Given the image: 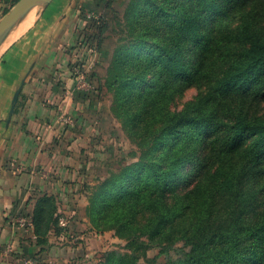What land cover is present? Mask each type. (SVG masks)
Instances as JSON below:
<instances>
[{"label":"trees","instance_id":"obj_1","mask_svg":"<svg viewBox=\"0 0 264 264\" xmlns=\"http://www.w3.org/2000/svg\"><path fill=\"white\" fill-rule=\"evenodd\" d=\"M145 4L149 29L131 36L155 39L132 45L129 62L114 68L131 76L113 83L143 90L132 140L145 159L98 185L90 216L103 200L121 228L138 225L157 246L178 240L165 264H264V0ZM150 69L154 86L142 89ZM187 88L197 95L171 114ZM29 215L43 252L48 234L65 230L56 201L44 197ZM176 222L182 234L169 237ZM135 255L109 253L102 264H139Z\"/></svg>","mask_w":264,"mask_h":264},{"label":"crops","instance_id":"obj_2","mask_svg":"<svg viewBox=\"0 0 264 264\" xmlns=\"http://www.w3.org/2000/svg\"><path fill=\"white\" fill-rule=\"evenodd\" d=\"M92 1L53 0L0 57V264H23L25 256L41 259L42 264L69 261L73 245L69 239L51 231L50 245L41 252L35 234L15 224L24 213L32 214L46 196L54 198L70 230L83 234L90 245L92 235L83 233L88 228L83 190L94 182L95 172L88 145L97 132L107 133L109 114L101 93L74 89L69 64L81 58L80 45L89 31L81 12ZM8 2L0 0V11ZM62 114L72 116L75 125L60 122ZM19 165L26 171L20 172Z\"/></svg>","mask_w":264,"mask_h":264},{"label":"rangeland","instance_id":"obj_3","mask_svg":"<svg viewBox=\"0 0 264 264\" xmlns=\"http://www.w3.org/2000/svg\"><path fill=\"white\" fill-rule=\"evenodd\" d=\"M145 1L146 0H93L91 3H87L85 10L81 12L83 19L87 22L86 28L89 29V31L80 45L81 58H79V62L77 61L73 65L70 63L69 67L72 68L71 73L74 78L77 68L83 70L92 64L93 69L90 72L92 78L90 80L93 89L90 91H82V93L94 91L101 93L103 103L109 116H106L108 121L107 133L97 132V135L92 137L91 145H88L92 166L95 167V172L92 176L94 182L91 185L84 186L83 190L87 202L85 214L87 219L86 224L88 225V228H86L83 233L88 236L92 235L88 247L84 235L76 230H70L71 225L68 218L64 214L60 215L58 213L60 215L59 226L65 230L60 232V234H56L62 237L64 236L65 239H69L70 242H73L72 247H70L72 249H70L71 254L67 259L69 261L65 264H102L105 261L106 255L109 253L118 252L126 256L133 254V251L136 252L135 256L138 258L139 264H142L147 259H153L156 264H165L169 257L176 258L177 251L180 250L183 245L178 242V240L174 243V246L168 243H165L163 246L153 245L150 243L144 230L137 227L138 225L135 227L134 224H132L125 228H121L120 225H117V223L112 220L114 218L113 215L104 214L103 200L99 204V207L96 208V216H90L93 211L95 200L97 199L96 190L98 185H100L102 181H105V179L110 178L113 173L118 174L121 172L125 166L141 158L145 159L138 146L132 140V138H135L132 126L136 122L135 117L140 109L139 104L142 105V103H139V99L142 97L141 93L143 90L133 94L128 92L129 89L118 90L117 86L113 85L119 76H131L124 71L123 73L116 72L114 68H119V65L122 68V61L126 60L129 62L132 45H137L136 43H138L139 46H145L155 39V36H152L149 42L145 39L136 41L135 38L131 36V32H133L135 28L143 34L149 29L147 23L148 5L145 4ZM11 2L12 1H9L4 10L0 11V19L17 3L13 5L12 3L14 1ZM43 9L44 8L34 9L20 20L22 21L24 19L23 23L25 24L22 23L20 25L21 27L17 29L9 41L0 49V57L35 23ZM69 50L72 51V49ZM123 69L130 70L131 68L127 66ZM96 74H98V85L94 81L95 76H97ZM153 78L154 71L150 69L146 74V83L143 84L142 89L149 86L153 87V82L150 83ZM196 95L197 91L193 88H187L177 93L175 103L169 105L170 111H172L171 114L174 110H183L185 104ZM143 104H145V102H143ZM146 106L147 105H145V108ZM72 119L74 121V126L75 119L73 117ZM146 138H150L149 133L146 134ZM94 155L95 157H93ZM151 158L155 157L151 156ZM185 175L186 173L184 172L182 177ZM53 211V207L50 206L48 212L53 213ZM93 213H95V210ZM25 216L32 220V217L28 213L21 215V217ZM142 218L143 216L140 221L144 220ZM61 221L66 225L63 226ZM130 221H132L131 218ZM22 231L25 233H34V222L32 228L22 229ZM45 231V228L42 229V234H44ZM182 231V224L176 222L173 224L168 236H175L178 238L182 234ZM48 245H50L49 241ZM49 249L50 248H48V250ZM45 251L46 249H44L43 252ZM24 258L28 259L27 256ZM39 261L41 263L42 260L39 259Z\"/></svg>","mask_w":264,"mask_h":264},{"label":"water","instance_id":"obj_4","mask_svg":"<svg viewBox=\"0 0 264 264\" xmlns=\"http://www.w3.org/2000/svg\"><path fill=\"white\" fill-rule=\"evenodd\" d=\"M53 0H18L13 8L0 19V44L8 36L14 26L30 11L38 8H45L52 3ZM25 80H23L16 90L10 112L8 123L15 114L16 106L18 104L20 94L22 92Z\"/></svg>","mask_w":264,"mask_h":264},{"label":"built area","instance_id":"obj_5","mask_svg":"<svg viewBox=\"0 0 264 264\" xmlns=\"http://www.w3.org/2000/svg\"><path fill=\"white\" fill-rule=\"evenodd\" d=\"M93 69L92 64L89 65L86 69H79L77 68L75 70V90L78 92L82 91H90L93 89V85L91 83V70ZM60 122H62L64 125L73 126L74 121L71 116L69 115H61L59 118ZM18 170L20 172H25L26 168L23 165H19ZM16 226L19 229H30L33 227V222L29 217H20L15 222ZM61 224L65 226L66 224L61 221ZM23 264H37V261L35 258H28L22 261Z\"/></svg>","mask_w":264,"mask_h":264},{"label":"bare ground","instance_id":"obj_6","mask_svg":"<svg viewBox=\"0 0 264 264\" xmlns=\"http://www.w3.org/2000/svg\"><path fill=\"white\" fill-rule=\"evenodd\" d=\"M32 12V11H31ZM24 19L20 22H18L14 28L11 30V32L8 34V36L2 41V43L0 44V49L9 41V39L11 38V36L17 31V29L19 27H21L20 25L23 23ZM35 21V20H34ZM25 24V23H23ZM23 26V25H22Z\"/></svg>","mask_w":264,"mask_h":264}]
</instances>
